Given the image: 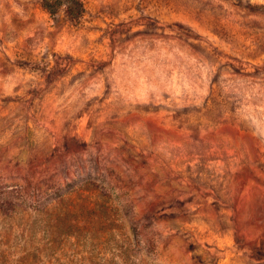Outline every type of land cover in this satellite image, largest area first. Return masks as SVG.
Instances as JSON below:
<instances>
[{"label": "rangeland", "instance_id": "374dc122", "mask_svg": "<svg viewBox=\"0 0 264 264\" xmlns=\"http://www.w3.org/2000/svg\"><path fill=\"white\" fill-rule=\"evenodd\" d=\"M0 0V264H264V0Z\"/></svg>", "mask_w": 264, "mask_h": 264}, {"label": "trees", "instance_id": "16d2710c", "mask_svg": "<svg viewBox=\"0 0 264 264\" xmlns=\"http://www.w3.org/2000/svg\"><path fill=\"white\" fill-rule=\"evenodd\" d=\"M66 4V11L70 16H78L81 12V4L78 0H43L42 6L53 11L59 5Z\"/></svg>", "mask_w": 264, "mask_h": 264}]
</instances>
